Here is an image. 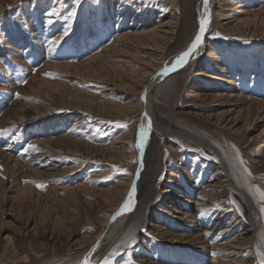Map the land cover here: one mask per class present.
Returning <instances> with one entry per match:
<instances>
[{"label":"rangeland","instance_id":"1","mask_svg":"<svg viewBox=\"0 0 264 264\" xmlns=\"http://www.w3.org/2000/svg\"><path fill=\"white\" fill-rule=\"evenodd\" d=\"M202 4L0 0V264H68L96 244L92 264H217V251L234 252L218 245L251 237L264 252L256 191L264 192V0H215L221 17L212 14L199 69L168 74L151 92L156 120L223 154L242 194L221 182L212 152L174 133L152 134L135 176L140 113L123 110L192 38ZM209 49L217 61L205 62ZM201 66L233 77L223 85L197 77ZM221 114L222 126L207 120ZM132 126L125 159H109ZM29 144L35 149L25 151ZM130 178L135 208L111 230L123 201L112 194ZM236 253L237 263L259 264L252 245Z\"/></svg>","mask_w":264,"mask_h":264},{"label":"bare ground","instance_id":"2","mask_svg":"<svg viewBox=\"0 0 264 264\" xmlns=\"http://www.w3.org/2000/svg\"><path fill=\"white\" fill-rule=\"evenodd\" d=\"M215 0H208V7L207 9H205L204 7V0H203V4H202V9H201V12H200V17H199V27H200V20L203 19L205 17V12L207 11V13L209 14L208 15V18H209V24L207 26V29L204 33V37H203V42L201 44V46L198 48L197 52L193 54V57L194 58H190L187 62V64L182 67V68H179L177 71H181V69L183 70L184 68H186L187 66H190V65H193L194 67V70L195 69H199L198 67H196V65L198 64L197 63V60H198V57L199 55L201 54L202 50L204 49V44L206 42V39L208 38L209 34L211 33L212 31V14H214L217 18L218 17H221V15L217 12H214L213 11V3H214ZM214 12V13H212ZM171 24L173 23H170L169 25H166V27H163L165 25H163L161 28H167L168 31L171 30L173 27L169 28V26H171ZM199 27L198 29L196 30V32L193 34L192 38L186 42V44L182 47V49H180L173 57H171L164 65L163 67L166 65V64H170L172 61H174L175 57L177 55H179L182 51L186 50L187 47L190 45V43L192 42L194 36L197 34L198 30H199ZM160 28V30H161ZM162 32V31H160ZM163 35L164 34H169L168 32L166 31H163L162 32ZM172 34V33H170ZM218 60V54L216 53V51L212 50V49H209L205 55V62L206 63H210V62H214V61H217ZM198 66V65H197ZM162 67V68H163ZM161 68V69H162ZM205 66H201L200 67V70L197 71L198 74H196L197 77H205L213 82H217L218 84H226L230 81V79L233 77L231 73H225V76L226 77H218V76H215L213 74H208L206 73V69H204ZM161 69L159 70H156L155 74H150V77L152 76V78L148 79L146 78V81L144 82V85H143V91H142V98H140V101L138 102L137 105H134V107L132 106L130 109H126L125 111L123 110V112L128 113L129 111H134V110H137L139 113H140V119H139V122L135 125L136 129H137V137H136V142H135V145L133 147V156L136 158L137 162H138V166H137V172L135 174V176L137 177L138 173H139V170L141 169V164H142V158H143V155L146 151V149L148 148V145L150 143V139H151V136L153 133H158L159 135L161 136H168L169 134L171 133H174L178 136H181V137H184L186 139H188L190 142H192L193 144L197 145L198 147L200 148H203V149H207L209 150L210 152H212V155L214 157V160L216 161L215 163L217 164V169H216V172L217 173H220V174H223V176L221 177V182L225 183L226 186H228L232 191H238L239 194L241 193L237 188H235V186H233V184L231 183V177L229 175V165L228 163L226 162L225 160V157L222 156L219 154V153H216L212 150L211 147H209L207 144H204L202 143L201 139L197 138V137H192L191 134L187 133V132H175L173 130H171V128L169 127H166V126H163L160 122H158L156 120V117L154 115V104H153V99H152V95H151V92L153 91V89L158 85V83L166 77V75H161L160 74V71ZM211 69L215 72H219L220 70H222V68L219 66V63L218 64H213L211 66ZM204 70V71H203ZM175 71V72H177ZM175 72H171L169 74H172V73H175ZM215 74V73H214ZM149 76V75H148ZM144 80H145V77H144ZM233 89H229V96L232 97L234 94H233ZM221 96V95H219ZM218 95H214V99H217L219 100V97ZM99 104V105H102L101 102H98V101H95V100H92L90 99L89 100V104ZM52 110V109H51ZM48 112V111H47ZM45 111V113H47ZM136 112V111H134ZM145 114H147V119L145 118ZM139 115V114H138ZM148 120L151 121V127L148 131V136L147 138L144 140V143H143V147H139V144H140V135H139V128L141 125H143V127L145 129H148L149 128V125H148ZM208 121H211L213 122L214 124H218V125H223L225 119H224V116L223 114L221 115H218L217 118H214V116L212 115H208V118H207ZM250 126V125H249ZM250 128V127H249ZM132 130H134V126H132L130 129H129V133L127 135H131L130 136H127L125 135L124 137H120L117 141H115L114 143H112V145H110V148L112 146H114L113 144H120V147L119 149H117L115 152L114 150L115 149H112L110 150V152L107 151L108 153V156L110 157L109 159H117V161H121L123 159H125L126 157V151L128 150V148L131 146L132 144V139H133V135H132ZM135 131V130H134ZM107 149H103V151H106ZM205 172V171H204ZM133 185L135 186V182H134V179L130 178L128 179V181L126 183H121L120 185H118V187L115 189L114 193L112 194V196L116 193L117 195L119 194L121 197H122V203L119 207V209L117 211H119L123 204L126 202L127 200V197H128V194L130 192V190L132 189ZM242 194V193H241ZM244 197V196H243ZM245 199V197H244ZM133 200H134V206L132 207L131 210H126L125 212H123L121 215L117 216L115 215L114 218H113V224H111V230H117L119 227H121L123 224H124V221L125 219L127 218V216L134 210L135 208V195L133 197ZM202 206V205H201ZM252 230L251 232L255 234V227L254 225H252ZM234 228L233 226L230 227V228H225L224 231L221 233V234H225L229 231H231V229ZM242 241L241 243H238V241ZM100 243V242H98ZM217 243H215L216 245ZM98 245V244H96ZM250 245H252V248H254L255 250H257L260 254L261 253H264L263 250L257 245L256 241L251 237L249 238L248 240L246 238H241V239H236V240H232L230 241L229 243H226V244H222V245H218L217 248L221 249V248H231L232 250H234V252H230L229 251V256L225 257V258H221V254L219 253L220 251H217L218 252V259H216L217 261V264H244L243 261H241L240 263H237L235 262L234 260V256H238L237 254L239 253H236V251H239L242 252L244 250H247L248 247H250ZM92 247V246H91ZM92 248H88L86 249L81 255L77 256L76 258L72 259L68 264H81V262L83 261L84 257L86 255H88V253L91 251ZM97 249V247H96ZM228 250V249H227ZM94 252L91 253V256ZM227 254V253H226ZM90 256V258H91Z\"/></svg>","mask_w":264,"mask_h":264},{"label":"snow or ice","instance_id":"3","mask_svg":"<svg viewBox=\"0 0 264 264\" xmlns=\"http://www.w3.org/2000/svg\"><path fill=\"white\" fill-rule=\"evenodd\" d=\"M204 7L205 9H207L208 7V0H204ZM165 11H167V9H165ZM208 13L207 11L205 12V17L203 19L200 20V27H199V30L197 32V34L194 36L192 42L190 43V45L187 47L186 50L182 51L179 55H177L174 59V61H172L170 64H166L160 71V74L161 75H168L169 73L171 72H175L177 71L179 68H182L184 67L188 60L190 58H194L193 57V54L197 52L198 48L201 46L202 42H203V37H204V33L207 29V26L209 24V18H208ZM69 16H75V12H70L69 13ZM69 28H70V25L68 27L65 28V31L63 32V34L59 37V39H55V40H51L49 41V44H50V50H53L54 47L56 45H59L61 43V41L68 35V32H69ZM217 35H219L217 33ZM53 74L51 73H45V76H52ZM26 83V81H25ZM17 97L19 98V94H17ZM143 99V97H141ZM145 118L147 119V114H145ZM148 125H149V128L148 129H145L143 127V125L140 126L139 128V135H140V144H139V147H143V143H144V140L147 138L148 136V131L151 127V121L148 120ZM3 133L0 132V135H2ZM29 149H35V145H31L29 144L27 146L26 149H24L25 151H28ZM209 159H213V157H208ZM237 158H239V154L237 153ZM240 163L243 164V160H240ZM245 171L247 172V169H245ZM250 175V173H249ZM37 187L39 188H43L45 187L44 184H40L38 183L37 184ZM135 186L133 185L132 189L130 190L129 194H128V197H127V200L126 202L123 204L122 208L117 211L116 215L119 216L121 215L123 212H125L126 210H131L132 207L134 206V200H133V197L135 195ZM256 191L259 193L260 195V198L262 201H264V192H260L259 188L256 189ZM234 203V202H233ZM260 213L262 215H264V206H262L260 208ZM202 216L204 215V212L201 211L200 213ZM132 244L135 243V240L133 239L131 241ZM130 246V245H129ZM96 247L97 245H94L91 249V251L88 253V255H86L83 259V261L81 262V264H92L91 260H90V256H91V253L92 252H95L96 251ZM111 256H116L117 253L113 250L111 253H110ZM259 264H264V253H261L259 254ZM103 264H111L110 260L106 257L104 260H103Z\"/></svg>","mask_w":264,"mask_h":264}]
</instances>
